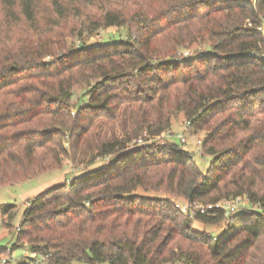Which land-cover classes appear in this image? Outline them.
<instances>
[{"label":"trees","instance_id":"16d2710c","mask_svg":"<svg viewBox=\"0 0 264 264\" xmlns=\"http://www.w3.org/2000/svg\"><path fill=\"white\" fill-rule=\"evenodd\" d=\"M49 1L67 17L62 0ZM0 2V34H8L1 40L12 41L22 18L35 34L0 49V186L61 168L66 143L75 134L82 141L98 121L120 120L126 134L99 144L101 166L30 201L0 260L25 246L32 264L264 263V0H165L129 25L108 9L88 19L86 32H131L93 46L68 44L69 31L42 32L33 0ZM95 79L86 98L70 104L73 87ZM175 112L206 133L207 170L162 137ZM140 138L144 144L132 143ZM138 190L204 204L243 197L248 206L190 217L170 197ZM13 210H0L9 229Z\"/></svg>","mask_w":264,"mask_h":264},{"label":"rangeland","instance_id":"374dc122","mask_svg":"<svg viewBox=\"0 0 264 264\" xmlns=\"http://www.w3.org/2000/svg\"><path fill=\"white\" fill-rule=\"evenodd\" d=\"M33 2L36 9V25L39 26L42 32L49 33L52 31H58L65 33L69 31V37L65 39L68 44L76 45L77 42H84L87 46H93L102 42L103 39V42L106 43L111 41L109 38L110 36H113L116 41H119L120 37L114 36L119 32L122 33L121 37L128 39V33L131 32V29H128L127 26L122 28H100L98 31L92 33L86 32L89 28V20H93V18L96 20L101 12L108 9L119 10L123 16H126L129 25L133 20L138 19L137 16L142 10L147 11V14L153 16L157 13V10L161 9L165 0H62L66 7L67 17H59L54 12L49 0H33ZM14 9L18 14L21 11L18 3L14 6ZM5 12V8H3V5H1L0 2V20H4ZM32 30L33 29L30 28L22 18V23L17 28V32L14 33V35L11 34V42H8V37H5L7 38V42L5 39L4 41L1 40V37L7 36L8 34L3 36L0 34V49H7L8 46L14 48L16 46L14 42L21 37L24 39H34L35 34ZM73 34L75 36L80 34V36L76 38ZM7 43L9 44L7 45ZM200 47L206 50L209 48L206 43L203 45H194L185 52L188 54L192 51L200 50ZM95 81L96 79L77 83L72 89L73 96L70 104L75 105L80 102L81 99H85L86 97L84 96L89 89V84H94ZM73 117L76 116L73 114L72 120H74ZM183 134L186 138V144H182L179 138V135ZM73 136L72 145L70 147H68L67 143L65 145L67 146L66 148H68V155L62 157L63 166L61 168L39 174L30 179L14 184L0 186V210L8 204L14 205L13 218L11 220L12 229L7 228L3 224L0 215V248L11 249L12 244L15 242L14 232L16 228L19 227L23 212L30 201L58 185L70 182L75 175L80 174L84 169L101 166L102 162L106 160L96 156L99 144L105 141H111L114 138L122 139L126 137V134H124V124L120 122V120L109 121L103 119L93 125L92 129L85 135L82 141L79 142L76 134ZM162 137L165 140L170 138L171 141L182 147L184 150L195 155V160L203 171L209 168L211 157H202V154L199 153V141L203 142L206 139V133L193 131L188 126L187 119L183 112H175L172 115L171 132L167 135L163 134ZM164 143L165 141L162 142L160 146L165 145ZM137 193L146 197H170L175 202H185V200H182L175 195H167L165 193H145L142 190H138ZM195 227L198 229H204V227L199 224H195ZM207 230L212 231L213 235H217L222 231L217 228L214 230L212 228H207ZM6 252H8V254L3 255L2 258L7 261L10 260V264H32L29 258L35 257L25 246L15 249L11 252V255L9 251ZM0 264H2V260H0ZM73 264L87 263L74 262ZM174 264H183V261H176Z\"/></svg>","mask_w":264,"mask_h":264},{"label":"built area","instance_id":"2783aa9c","mask_svg":"<svg viewBox=\"0 0 264 264\" xmlns=\"http://www.w3.org/2000/svg\"><path fill=\"white\" fill-rule=\"evenodd\" d=\"M189 126V124H188ZM190 127V126H189ZM170 136V135H169ZM179 138L181 140L182 144H186V138L183 135H179ZM152 141L150 140L149 143ZM134 144H144V139L140 138L138 140H134ZM165 144V143H164ZM200 144V151L199 153L202 154V141H199ZM195 156V155H194ZM248 206V201L243 198L239 197L236 199H225L220 200L214 204H204L199 201H185V202H176V207L181 210L182 213L194 217L197 214H209L212 210H222L225 214V216H229L232 213L238 211L241 208H245ZM7 262L6 259L2 260V264H5Z\"/></svg>","mask_w":264,"mask_h":264}]
</instances>
